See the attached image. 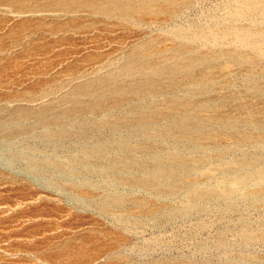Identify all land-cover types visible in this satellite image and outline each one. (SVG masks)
I'll list each match as a JSON object with an SVG mask.
<instances>
[{"label": "rangeland", "instance_id": "1", "mask_svg": "<svg viewBox=\"0 0 264 264\" xmlns=\"http://www.w3.org/2000/svg\"><path fill=\"white\" fill-rule=\"evenodd\" d=\"M0 264H264V0H0Z\"/></svg>", "mask_w": 264, "mask_h": 264}, {"label": "bare ground", "instance_id": "2", "mask_svg": "<svg viewBox=\"0 0 264 264\" xmlns=\"http://www.w3.org/2000/svg\"><path fill=\"white\" fill-rule=\"evenodd\" d=\"M187 107V106H186ZM173 110V109H172ZM175 114V113H174Z\"/></svg>", "mask_w": 264, "mask_h": 264}]
</instances>
